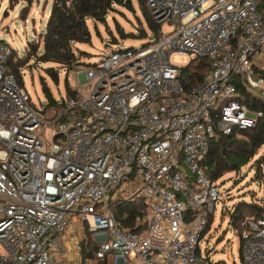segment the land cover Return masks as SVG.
I'll use <instances>...</instances> for the list:
<instances>
[{
    "label": "built area",
    "instance_id": "obj_1",
    "mask_svg": "<svg viewBox=\"0 0 264 264\" xmlns=\"http://www.w3.org/2000/svg\"><path fill=\"white\" fill-rule=\"evenodd\" d=\"M146 2L170 31L68 72L74 96L44 119L0 42V264H197L220 198L202 168L210 143L264 115L237 88L264 99V0ZM197 58L209 72L185 85ZM122 194L145 204L139 233L117 224ZM87 233L99 250L84 261ZM240 243L243 264H264V211Z\"/></svg>",
    "mask_w": 264,
    "mask_h": 264
},
{
    "label": "trees",
    "instance_id": "obj_2",
    "mask_svg": "<svg viewBox=\"0 0 264 264\" xmlns=\"http://www.w3.org/2000/svg\"><path fill=\"white\" fill-rule=\"evenodd\" d=\"M18 2L19 0H10V6L14 7ZM135 4L145 18L151 33L158 34L161 25L154 20L147 7L146 0H53L51 14L45 32L41 34L39 46L31 44L26 51L27 56L23 60L14 62V58L10 57L9 69L19 79L21 69L27 66L30 69L35 67V65H28L32 58L35 59L36 66L53 63L65 69L67 74L79 66H92L90 63L81 62L82 58L89 59L91 55L77 48V45L80 44H92L91 23L94 30L98 32L100 25L108 26V19L111 14L124 15L122 10H125L136 16ZM120 35L125 41H142L148 37L145 30H141L140 34L136 36L134 33L124 34L122 32ZM112 39L110 42V44H113L112 46L119 44L114 36H112ZM41 45L43 49L38 56ZM210 65L211 62L208 59L197 58L193 60L183 71L184 80H186L184 81L185 85L201 83L208 74ZM53 69H46V72L53 82L58 84L59 78ZM261 74L264 77V73ZM237 88L251 109L262 111L264 114V99L249 93L246 86L241 82L237 84ZM66 90L68 96H74V92L70 90L68 80H66ZM43 92L49 101V105L56 104L50 89L47 88L45 83H43ZM262 147H264V115L255 128L236 130L231 135H222L211 142L209 152L202 163V168L207 178L212 182H217L228 174H239L244 167L251 164L252 169L256 171V177H258L264 168V158H256ZM144 208L145 204L140 199L128 200L118 204L114 209L118 226L130 232L139 233L144 228L142 223ZM263 211V204L246 201L237 203L230 209V225L240 235L244 219L249 216H260ZM87 234L92 236L90 233ZM98 250L99 244L89 238L86 243L83 242V260L96 259ZM206 260H208V257ZM103 263H110L109 256L100 264Z\"/></svg>",
    "mask_w": 264,
    "mask_h": 264
},
{
    "label": "rangeland",
    "instance_id": "obj_3",
    "mask_svg": "<svg viewBox=\"0 0 264 264\" xmlns=\"http://www.w3.org/2000/svg\"><path fill=\"white\" fill-rule=\"evenodd\" d=\"M52 4L53 0H19L17 5L11 7L10 0H0V42L11 48V57L14 58V62L26 58V51L31 44L39 46L41 34L45 32L51 14ZM135 6L137 9L136 16L139 19L132 13L122 10L124 15L111 14L108 19V26L100 25L98 32L94 30L91 23L92 44L77 45L78 50L88 53L91 58H82L81 62L94 64L101 57L116 49V46L110 44L113 40L112 36L116 38L118 43L126 42V47H138L145 42V40L125 41L120 35L122 32L124 34L134 33L136 36L140 34L141 30H145L148 35L151 34L145 18L136 4ZM161 31L169 32L170 28L161 26ZM42 49L41 45L38 56ZM34 60L32 58L28 64L35 65L33 69L28 66L21 69L18 82L22 87L28 89L33 107L44 119L48 111H59L60 104L66 99V80H68L69 86L72 81L76 80L59 65L49 63L36 66ZM176 62L179 64L186 63L182 58H177ZM49 68H54L53 70L58 75V84L54 83L47 75L46 69ZM80 80L83 81V79ZM43 83L50 89L56 104L49 105V101L43 92ZM260 157L264 158V147L258 151L256 158ZM255 172L251 164L244 167L239 174H228L216 182L220 191V198L215 214L210 219L209 226L202 237L197 264H209L206 261L207 257L211 264H243L240 235L230 225V209L243 201L264 205V168L258 177H256ZM255 177L256 179H254ZM124 199L123 194L117 200L110 195L109 205L114 207ZM222 209H224L223 212ZM89 238L95 241L94 236H87L84 243ZM58 261L69 264L67 259L59 258ZM109 262V264H115L112 254L109 255ZM72 264L76 263L73 262Z\"/></svg>",
    "mask_w": 264,
    "mask_h": 264
}]
</instances>
